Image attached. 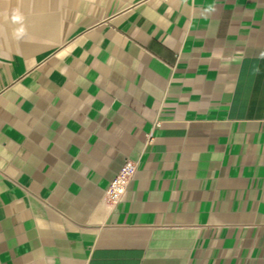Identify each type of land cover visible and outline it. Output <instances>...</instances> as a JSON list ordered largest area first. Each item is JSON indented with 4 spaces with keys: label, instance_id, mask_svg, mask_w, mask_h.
<instances>
[{
    "label": "crops",
    "instance_id": "1",
    "mask_svg": "<svg viewBox=\"0 0 264 264\" xmlns=\"http://www.w3.org/2000/svg\"><path fill=\"white\" fill-rule=\"evenodd\" d=\"M0 264H264V0H0Z\"/></svg>",
    "mask_w": 264,
    "mask_h": 264
},
{
    "label": "built area",
    "instance_id": "2",
    "mask_svg": "<svg viewBox=\"0 0 264 264\" xmlns=\"http://www.w3.org/2000/svg\"><path fill=\"white\" fill-rule=\"evenodd\" d=\"M135 165L133 162L128 161L123 164L114 179L110 182L107 196L110 200L116 201L123 194L128 180L134 175Z\"/></svg>",
    "mask_w": 264,
    "mask_h": 264
},
{
    "label": "clouds",
    "instance_id": "3",
    "mask_svg": "<svg viewBox=\"0 0 264 264\" xmlns=\"http://www.w3.org/2000/svg\"><path fill=\"white\" fill-rule=\"evenodd\" d=\"M13 19H14V20H20V19H21V16H19V15H14Z\"/></svg>",
    "mask_w": 264,
    "mask_h": 264
}]
</instances>
